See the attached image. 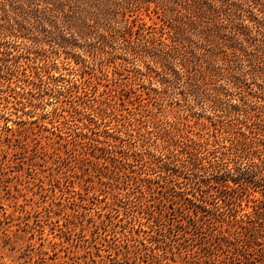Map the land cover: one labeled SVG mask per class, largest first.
<instances>
[{
  "label": "rangeland",
  "instance_id": "obj_1",
  "mask_svg": "<svg viewBox=\"0 0 264 264\" xmlns=\"http://www.w3.org/2000/svg\"><path fill=\"white\" fill-rule=\"evenodd\" d=\"M48 2L0 0V22L13 27L0 38V264H264L254 212H264V169L255 174L251 148L237 157L223 147L241 130L264 138V81L247 80L260 96L249 94V110L262 120L246 126L227 109L242 94L221 75L199 79L228 58L248 64L256 49H186L189 70L181 56L162 72L141 49H86ZM126 18L169 30L153 1ZM221 85L232 89L222 104ZM84 103L106 116L89 121ZM218 118L238 124L218 141L220 172L208 153L198 168L175 160L170 175L153 156L175 133L214 140Z\"/></svg>",
  "mask_w": 264,
  "mask_h": 264
},
{
  "label": "trees",
  "instance_id": "obj_2",
  "mask_svg": "<svg viewBox=\"0 0 264 264\" xmlns=\"http://www.w3.org/2000/svg\"><path fill=\"white\" fill-rule=\"evenodd\" d=\"M77 1L84 5L82 9H77L78 6L71 0H54L51 2L49 0L48 3L52 5L49 6V10L59 13L63 23L67 27L74 29L75 35L88 39L86 49H125L127 51L128 49H133L135 52L136 49H141L145 56L152 58L148 66L154 64L162 72H166L165 70L168 68L171 69L174 65H177L181 56L186 63L187 70H189V66H187L189 58L185 54L187 52L186 49H208V45H211L212 49H256V51L252 52L251 63L245 64L243 63L245 60L241 59L239 61L237 56L234 59L228 58L227 66H222L220 62V65L216 67H209L208 73L205 68L203 77L199 79L201 80L200 82L205 84L208 81V77L214 79L217 75L223 76L228 87L234 88L242 94L238 102H233L227 107L229 116H234L235 120L237 119L239 123L246 126L251 121L256 125H261L259 122L262 120L261 116L251 114L248 102L249 94L260 96L257 95V91L252 92V90L246 89L245 85L249 77L264 81V66L261 65L264 62V0ZM151 1L155 2L156 6L169 18V30H165V26L158 27L147 25L146 23L138 24L136 19L130 23L126 18L127 13L133 11L134 7H139L140 4ZM12 28L8 21L0 22V38L11 35L13 33ZM165 34L168 35L165 36ZM192 35L198 36L200 43L198 40L192 39ZM63 40V42H69L68 40ZM234 67H236L235 72H240V75L235 74L233 71ZM194 70L196 69L194 68ZM184 71H177L180 78L183 76ZM195 75L197 76L198 74L195 73ZM53 79L58 80L59 77H53ZM39 80V82L45 81L43 78ZM37 82L36 80L33 81L35 84ZM259 85L261 88L264 87L262 84ZM74 86L78 87V83H74L72 87ZM202 87L200 89H203L204 93L209 89L207 86ZM225 88L224 85H221L215 89V97L221 104L228 100L226 97L232 90ZM71 92L72 89L66 91V93ZM84 105L85 103L82 104V109H78V112L82 113L84 111L83 114L89 121L97 122L98 118L106 116V110L102 106H95L94 104L87 106L90 110H99V115L94 116L91 115L93 113L83 110ZM258 105L264 109V98ZM233 119L227 121L226 124L220 118L216 120L215 124L218 122L222 123L223 127H215L214 140H194L176 133L168 140L162 137L164 140L161 143V154H154L153 156L162 162L160 166L165 168V171L170 175V172H173V174L178 172V169L172 165L175 160L182 158V160L189 161L192 168H198L199 161L204 159L205 153H208L220 158V161L215 159L216 163H212L218 167V172H220L219 168L224 166L226 161H224L223 157L216 154L220 149L217 144L223 137L229 138L230 136L225 133H229L235 125H238ZM257 128H260V126ZM253 133V131H250V134H248L241 130L239 135H235L230 139L229 145H223V147L233 150L232 152L237 157L243 156L247 152L246 148H251L249 151L253 153V156L254 154L258 155L257 158H259L257 161L253 157V170L257 174L261 169H264V158L260 156L261 152L264 151V138L260 136L253 138L251 137ZM255 133L260 134L258 130H255ZM256 139L260 140L256 141ZM187 157L190 159L188 160ZM235 163L234 167L240 164L238 162ZM229 173H222L219 175V179L224 182L230 179L237 180ZM249 180L254 184H260L257 179ZM228 184L226 186H229ZM259 208H255L254 212L257 215H261L264 219V212L258 210Z\"/></svg>",
  "mask_w": 264,
  "mask_h": 264
}]
</instances>
